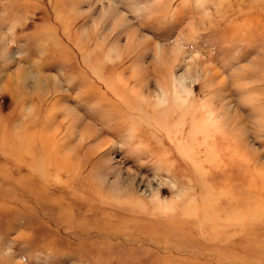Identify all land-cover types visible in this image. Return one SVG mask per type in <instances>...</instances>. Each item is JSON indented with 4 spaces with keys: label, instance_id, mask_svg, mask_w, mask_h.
Returning <instances> with one entry per match:
<instances>
[{
    "label": "rangeland",
    "instance_id": "obj_1",
    "mask_svg": "<svg viewBox=\"0 0 264 264\" xmlns=\"http://www.w3.org/2000/svg\"><path fill=\"white\" fill-rule=\"evenodd\" d=\"M0 264H264V0H0Z\"/></svg>",
    "mask_w": 264,
    "mask_h": 264
}]
</instances>
